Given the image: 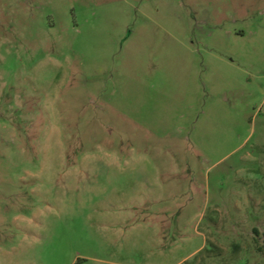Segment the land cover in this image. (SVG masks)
<instances>
[{
  "label": "rangeland",
  "instance_id": "374dc122",
  "mask_svg": "<svg viewBox=\"0 0 264 264\" xmlns=\"http://www.w3.org/2000/svg\"><path fill=\"white\" fill-rule=\"evenodd\" d=\"M264 0H0V264H264Z\"/></svg>",
  "mask_w": 264,
  "mask_h": 264
},
{
  "label": "trees",
  "instance_id": "16d2710c",
  "mask_svg": "<svg viewBox=\"0 0 264 264\" xmlns=\"http://www.w3.org/2000/svg\"><path fill=\"white\" fill-rule=\"evenodd\" d=\"M258 250H259L260 252H263V253H264V243H259V242H258Z\"/></svg>",
  "mask_w": 264,
  "mask_h": 264
}]
</instances>
